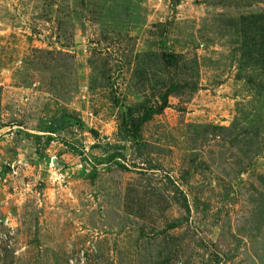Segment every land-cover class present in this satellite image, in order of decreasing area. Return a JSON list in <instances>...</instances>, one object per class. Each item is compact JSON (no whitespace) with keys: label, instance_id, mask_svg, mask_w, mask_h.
<instances>
[{"label":"rangeland","instance_id":"374dc122","mask_svg":"<svg viewBox=\"0 0 264 264\" xmlns=\"http://www.w3.org/2000/svg\"><path fill=\"white\" fill-rule=\"evenodd\" d=\"M0 235V264H264V0H0Z\"/></svg>","mask_w":264,"mask_h":264},{"label":"built area","instance_id":"2783aa9c","mask_svg":"<svg viewBox=\"0 0 264 264\" xmlns=\"http://www.w3.org/2000/svg\"><path fill=\"white\" fill-rule=\"evenodd\" d=\"M3 238H5V236H1V235H0V242L2 241ZM83 260H84L83 258L80 259V261L82 262V264L84 263Z\"/></svg>","mask_w":264,"mask_h":264},{"label":"trees","instance_id":"16d2710c","mask_svg":"<svg viewBox=\"0 0 264 264\" xmlns=\"http://www.w3.org/2000/svg\"><path fill=\"white\" fill-rule=\"evenodd\" d=\"M185 209H187V206L185 205Z\"/></svg>","mask_w":264,"mask_h":264}]
</instances>
